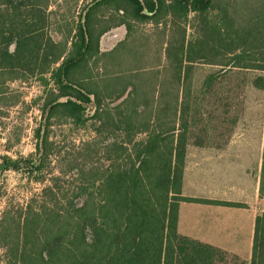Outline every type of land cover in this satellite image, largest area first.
<instances>
[{"label":"trees","instance_id":"trees-1","mask_svg":"<svg viewBox=\"0 0 264 264\" xmlns=\"http://www.w3.org/2000/svg\"><path fill=\"white\" fill-rule=\"evenodd\" d=\"M49 2L0 0V93L18 71L46 87L35 152L0 159L42 184L0 219V264H264V211L249 261L177 229L180 201L193 200L181 194L187 147L225 149L247 85L264 90V0H91L56 38ZM167 18L180 26L164 48L168 78L150 73L160 81L146 94L139 67L100 89L90 71L111 52L102 36ZM199 65L213 69L195 78ZM61 125L93 135L69 152L52 137Z\"/></svg>","mask_w":264,"mask_h":264},{"label":"rangeland","instance_id":"rangeland-1","mask_svg":"<svg viewBox=\"0 0 264 264\" xmlns=\"http://www.w3.org/2000/svg\"><path fill=\"white\" fill-rule=\"evenodd\" d=\"M89 1L91 0H50L48 10L51 11L52 36L54 38L61 36L66 26L74 25L82 7ZM103 14H106L105 20L109 19L108 13L103 12ZM112 15L116 14L112 13ZM178 27L180 28L176 22L167 18L161 19L158 24L152 21L135 22L128 35L123 26L113 28L102 36L100 45L102 51L111 50V52H105L107 54L91 67L90 75L99 81L100 89L104 92L105 90L112 92L116 91L120 84L117 85L116 81V84L106 86L108 81L103 79L126 75L128 72H133V69L142 67L140 72L144 74L142 76L146 88L144 91L147 94L153 86L151 82L154 79L160 81L168 78V63L164 56V48L168 39L176 35L175 31H180ZM190 31L191 27L188 26L187 32ZM125 38L127 40L117 51V42ZM211 69L213 68L210 66L199 65L194 76L201 78ZM150 73H156L160 80ZM39 74V71L33 73L18 71L2 77L5 83L0 93V159L4 156L13 159L27 157L35 152L33 131L41 117V97L46 88L38 77ZM255 74L256 72H252L251 76ZM45 75H48V72H45ZM136 82L140 86L141 79L138 78ZM110 99H106L107 102ZM233 133H236L234 134L236 137L244 134L242 150L254 151L257 136L264 135L263 89L256 88L251 83L247 85L244 92L243 113ZM92 135L91 128L72 129L68 125H61L54 128L52 137L59 141L60 149H69L67 151L71 152L74 143L78 144L82 139H89ZM104 137L106 136H101ZM137 137L142 138L143 134ZM202 148L209 149V147ZM260 160L262 169L257 173L260 182L259 201L264 210V153ZM41 187V183L33 178L30 179L23 172L11 169L0 170V219L6 210L19 212L30 199H37ZM241 256L248 257L246 254ZM0 259H2L1 247Z\"/></svg>","mask_w":264,"mask_h":264},{"label":"crops","instance_id":"crops-1","mask_svg":"<svg viewBox=\"0 0 264 264\" xmlns=\"http://www.w3.org/2000/svg\"><path fill=\"white\" fill-rule=\"evenodd\" d=\"M233 133L225 149L188 147L181 194L193 200L179 203V233L239 256L252 251L255 219L263 210L259 175L264 135L254 151L242 150L241 136ZM263 159V158H262ZM250 253V254H249Z\"/></svg>","mask_w":264,"mask_h":264}]
</instances>
